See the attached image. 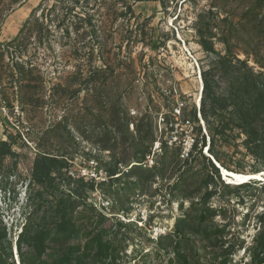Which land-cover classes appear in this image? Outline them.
Listing matches in <instances>:
<instances>
[{
    "label": "rangeland",
    "instance_id": "rangeland-1",
    "mask_svg": "<svg viewBox=\"0 0 264 264\" xmlns=\"http://www.w3.org/2000/svg\"><path fill=\"white\" fill-rule=\"evenodd\" d=\"M83 1L88 11L95 12L94 21L102 31L101 48L91 40L84 21L78 25L80 34L71 28V38L58 27L64 16L67 23L73 21L75 25L80 21L77 14H66L68 0L57 2L55 9L54 0H0V44L17 36L35 10L43 23L22 35L20 60L33 69L32 76L23 84L15 82L11 74L10 55H19V48L11 46L9 52L6 46L3 48L0 141L12 134L16 141L13 149L17 152L0 158V219L7 230L8 254L12 241L13 260L22 264L17 241L33 213V234L45 237L47 253H61L72 246L82 252L90 245L94 259L101 238L107 254L101 256L103 264L110 263L109 254L112 264H219L227 249H232L228 264H250L249 247L258 231L255 217L264 210L261 183L240 191L233 187L224 190L218 185L219 194L210 202L214 212H208L200 234L187 233V238L179 239L177 250L172 247L174 236L164 239L162 247L158 238L172 232L177 219L191 210V196L205 191L209 173L206 156L210 155L207 147L213 132L200 119L199 103L204 70L216 54H208L199 45L196 26L211 27L216 33L212 42L227 56V73L222 76L217 72L214 77L217 91L238 92L237 72L244 67V60L255 70H264V0ZM128 4L133 11L127 10ZM120 11L128 13L120 16ZM149 17L150 25L156 29L155 41L150 34L142 40L134 31L150 32L144 22ZM96 67L100 72L92 74ZM194 106L199 117L194 127L202 125L201 152L185 163L171 149L157 169L150 170L158 163L162 143L168 138L162 117L171 116L179 108L180 118H190L186 113ZM115 111H123L130 121L127 128L117 120L121 130L116 141L115 128L110 125ZM63 119L56 131L48 132ZM218 119L224 126L223 132L213 130L215 150L221 160L239 172L263 170L264 160L248 152L244 145L248 135L231 119L230 112ZM137 124L150 144V157L146 170L140 172L143 178L139 185L129 184L127 177L112 188L99 185L103 180H95L96 189L87 193L86 201L74 198L72 205L66 203L67 213L76 225L74 234L57 236L52 225L59 217V191L49 186H30L38 151L65 153L69 162L65 171L73 179L93 161L101 170L106 163H114L115 157L137 164L134 160L141 147ZM195 135L197 138L196 130ZM89 178L85 180L90 181ZM109 179L110 176L106 181ZM177 183L182 192L175 189ZM103 211L108 214L103 215ZM196 215L192 212L191 216ZM118 220L132 223L119 230ZM215 225L222 231L212 232Z\"/></svg>",
    "mask_w": 264,
    "mask_h": 264
},
{
    "label": "trees",
    "instance_id": "trees-1",
    "mask_svg": "<svg viewBox=\"0 0 264 264\" xmlns=\"http://www.w3.org/2000/svg\"><path fill=\"white\" fill-rule=\"evenodd\" d=\"M54 9L57 8V2H63V0H54ZM88 0H86L87 2ZM83 0H68L66 5V9L69 11L66 14H77L80 21L75 23L69 22L67 23L65 16L58 24V27L62 28L64 35L71 38L72 29L74 27V32L80 34V27L78 26L82 21L86 23L88 33L91 36V40L96 42L100 48L102 47V31L97 27L94 17L95 12H90L86 9V5ZM41 4L38 8H40ZM164 9L167 8V4H163ZM64 8V7H63ZM77 8H81L84 10L82 13L76 12ZM128 11H133L132 5H127ZM128 11H120L118 14L120 16H125ZM36 10L32 13V15L27 19L24 23V26L20 30L17 36L13 39L9 40L6 44H0V79H1V68L2 63L5 56V50L3 48L6 46V51L9 52L11 46L19 48L21 46V41L23 39L22 35L28 29L34 28V26H38L39 28L43 23L39 21V16L36 17ZM146 25L149 26L150 32L143 29L142 31H137V37H141L142 40H145L146 35L150 34V39L154 40V34L156 29L150 25L151 18H147L145 21ZM32 26V27H31ZM64 26V27H63ZM196 31L199 35V45L208 53V54H216V57L212 60V63L209 64L208 69L204 70V85L202 88V96H201V105L200 112L203 117L206 125L213 132V138L210 142L208 152L209 156H206L208 160V169L209 173L205 179V191L199 192L196 197L191 196V205L190 211L185 214V216H181L177 219L175 226L172 232L166 235H160L158 238V244L160 247L164 245V239L170 238L174 236L176 241L172 244V247L177 250L179 248V239L187 238V233L192 234H200L202 230V224L205 222L208 212H211L212 208L210 207V202L212 198L219 194V186L226 189L234 188L236 191H240L243 188H250L251 185L254 184H262L264 189V181L258 179H250L249 181L243 183H230L226 182L223 178V174L221 172V168L215 163L219 162L221 166L235 172H239L231 169L225 162L221 160L219 154L215 150V131L214 128L219 132H223L222 128H224L221 121L218 119L220 115L229 111L231 114V119L234 120L238 127H240L244 132L248 135V138L244 141V145L246 146L248 152L252 153L257 159L262 158L264 160V124L260 127V123L264 122V70H255L253 66H250L249 63L244 60L242 62V69L238 70L237 82H238V92H229L226 94H221L217 91L216 82L214 77L216 73L220 72L222 76L227 73L226 64H227V56L223 55L219 52L213 41V37L216 36V33L211 27L204 28L196 26ZM224 43H228V39H223ZM160 44H166L165 41H160L156 39ZM228 45V44H227ZM95 50V48H93ZM19 55L15 57V54L10 55V61L12 62L11 74L13 80L20 84L26 81L27 77H31L33 73V69L31 67H26L25 63L20 60V56H22V49H18ZM218 66H222L219 68ZM262 68H264L262 66ZM96 72H100V68L96 67L92 74H96ZM113 72V71H112ZM92 78V77H91ZM23 85H20V89L22 90ZM88 88V86L86 87ZM99 88V87H98ZM83 89V87L81 88ZM172 94V93H170ZM23 102V101H22ZM183 112H185L183 110ZM186 113V112H185ZM184 113V116H185ZM190 119L196 124L199 122V117L197 114V107L194 106L189 113ZM114 117L110 123L111 126L115 128L117 137H115V141L120 135L121 128L119 127L117 120L125 123L126 127L129 128V118L123 111H115L112 114ZM118 116V118H117ZM166 118L169 120L170 115H166ZM63 119L59 123L54 124L52 127L48 129V132L56 131L57 127L61 122H64ZM68 126V125H67ZM221 128V129H220ZM137 129L140 134L139 144L141 145L139 151V155H137V159L135 162H139L137 164H133V162L126 161H118L115 157V162L106 163L104 166L105 170L108 172L110 179L100 183L99 185L104 186L108 184L109 188L120 181L122 178L127 177L128 183L132 185L138 186L140 180L143 178L141 171L146 170V166L144 161L147 155V151L149 149V145L146 143V138L142 135V129L140 124H137ZM195 130L197 138L196 143L194 145V149L191 151L190 155L184 158L185 163H189L194 159L196 153L198 151L201 152L199 147L200 137L203 135L202 125H195ZM70 133V131H68ZM217 134V133H216ZM204 138V137H203ZM154 137L152 139V143L154 141ZM15 137L11 134L9 135V139L0 141V158H4L9 155H16L17 152L13 149V144L15 143ZM162 150L159 161L157 164L150 167V170H156L161 160L166 157L169 150L173 149L176 156L180 157L181 147L180 146H169L166 141L162 143ZM109 147V146H108ZM110 149V147L108 148ZM214 158H213V157ZM215 160V161H214ZM130 166L128 171H124L122 169V165ZM69 167L68 158L65 153H53L47 150H39L32 167L31 172V181L30 186H37L39 188L52 187L59 191L60 196L57 201V214L59 217L55 220V223L52 225L56 229L57 236H72L74 234L75 224L74 219L69 217L67 210L68 207L66 203L72 205L74 203V198L83 199L86 201L87 193L96 189V185L94 181H86L83 177H78L77 179H73L72 176L68 175L67 169ZM264 170V169H263ZM262 170H257L255 172H259ZM245 173V172H242ZM214 185V186H213ZM179 184L175 185V189L177 191L182 192L181 189L178 188ZM107 191V189H105ZM232 189V191H234ZM227 195V191L225 193ZM186 197L187 195H183ZM228 200V199H227ZM125 210V209H123ZM193 213H196L195 221L191 216ZM104 211L102 214L104 215ZM32 214H29L30 221L26 223L25 230L19 235L17 241V249L20 252L21 262L22 264H103L102 254H104L103 244L101 243V238H99V250L97 253V258H91V252L89 249L92 246L88 245L84 251H79L78 249H74V246L69 250H65L61 253L49 252L46 250L48 246L45 243L44 236H37L33 234L32 228ZM106 215L108 213H105ZM102 215V216H103ZM152 219V217H150ZM256 225L258 226V231L254 236L253 244L249 247L251 261L250 264H264V210L258 212L256 214ZM148 222L150 224L151 222ZM132 221L124 222L122 220H118L116 224L121 230L125 227L126 224H130ZM207 231V230H205ZM222 228L219 225H215L213 227L212 232L218 233L221 232ZM172 234V235H171ZM97 237H100L98 235ZM8 241L7 230L3 225L0 219V264H16L13 260L12 253V241L10 243L11 249L10 254H8L6 247V243ZM228 248V247H227ZM232 249H227L221 254V262L219 264H228L231 256ZM180 254V253H179ZM107 255L106 253L104 254ZM111 257V261L109 264H112V255H108ZM12 258L11 262L9 261ZM115 260V258H114ZM114 264V263H113ZM197 264H201L200 261H197Z\"/></svg>",
    "mask_w": 264,
    "mask_h": 264
},
{
    "label": "built area",
    "instance_id": "built-area-1",
    "mask_svg": "<svg viewBox=\"0 0 264 264\" xmlns=\"http://www.w3.org/2000/svg\"><path fill=\"white\" fill-rule=\"evenodd\" d=\"M171 92V91H170ZM172 93V92H171ZM201 101V99H200ZM201 104L199 103V106ZM200 109V107H199ZM201 115V114H200ZM182 117V111L179 108H176L170 116L168 120L166 117H162V121L165 125H167L166 134H168V138H165L164 141L167 142L169 146H180L181 147V154L180 157L185 158L190 155L191 151L194 149V145L196 143V135H195V127L194 122L190 118H180ZM204 124L203 117L200 116ZM158 142H156L157 144ZM160 144H158L159 146ZM150 157V153L146 155L145 158V165H147L148 158ZM92 165L87 168L83 169L82 174L79 177H90V181L95 180H103L102 182L106 181L109 177L108 172L104 169L101 170L97 167V162L93 161ZM124 171H128L130 166L123 167L121 166Z\"/></svg>",
    "mask_w": 264,
    "mask_h": 264
},
{
    "label": "bare ground",
    "instance_id": "bare-ground-1",
    "mask_svg": "<svg viewBox=\"0 0 264 264\" xmlns=\"http://www.w3.org/2000/svg\"><path fill=\"white\" fill-rule=\"evenodd\" d=\"M217 164L222 167L224 172V176L232 183H243L250 179H261L264 180V170L254 173H242V172H235L231 171L223 166L219 162Z\"/></svg>",
    "mask_w": 264,
    "mask_h": 264
}]
</instances>
